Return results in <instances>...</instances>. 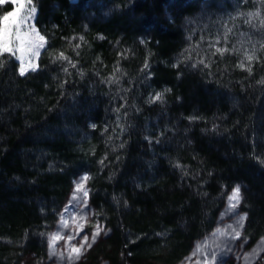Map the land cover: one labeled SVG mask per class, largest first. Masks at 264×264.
Listing matches in <instances>:
<instances>
[{
  "label": "trees",
  "instance_id": "trees-1",
  "mask_svg": "<svg viewBox=\"0 0 264 264\" xmlns=\"http://www.w3.org/2000/svg\"><path fill=\"white\" fill-rule=\"evenodd\" d=\"M250 1L32 0L38 69L0 55V264L44 263L82 174L110 232L93 261H181L237 186L264 237V27L249 60L211 48Z\"/></svg>",
  "mask_w": 264,
  "mask_h": 264
},
{
  "label": "rangeland",
  "instance_id": "rangeland-1",
  "mask_svg": "<svg viewBox=\"0 0 264 264\" xmlns=\"http://www.w3.org/2000/svg\"><path fill=\"white\" fill-rule=\"evenodd\" d=\"M21 3L24 7L14 19L22 22L18 25H10L11 38L9 39L6 36L5 40L8 42L11 51L2 54H10L14 58L19 67V74L21 65L25 67V74H27L34 72L31 71V68L38 69V60L45 49L47 40L35 27L36 12L31 11L35 7L32 0H8L5 4L0 5V18L7 12L19 7ZM213 20V18L209 19L207 14L203 12L188 20L187 25L200 24L205 28ZM233 20L235 24L233 27L230 26V38L223 41H214L211 48L217 54L231 53L249 60L256 42V40L252 42V37H256L255 31L264 27V0H251L247 3L246 10L232 16L231 23H233ZM17 27H19V35L23 37V43L16 39ZM40 37L44 38L42 42ZM233 37L237 40L230 42ZM229 46L230 48H228ZM217 49L222 51H217ZM85 176V174H82L74 179L72 191L59 212L55 224L47 234L48 251L42 264H111L103 257H98L95 261L91 259L95 250L107 242L110 232L103 226L89 204L87 179H83ZM77 183L83 185L80 191L76 190ZM85 192L88 193L87 196L84 195ZM230 195L231 193L224 201L210 233L193 241L189 254L175 264H264V237L253 243L244 235L245 215L241 210L240 203L234 209H230ZM241 217H243L242 221ZM238 222L242 224V227L238 225ZM98 227L100 233L93 240L92 234L97 231ZM235 231H239L240 235L233 238ZM69 236H73V239L68 240ZM84 236L88 237V241L85 242L86 246L79 254V258H70L69 253L72 246L79 248ZM53 237H55L54 240ZM214 252L217 253L216 260L212 259ZM28 261L31 262L30 259L26 258L25 262ZM151 264L158 263L152 262Z\"/></svg>",
  "mask_w": 264,
  "mask_h": 264
},
{
  "label": "snow or ice",
  "instance_id": "snow-or-ice-1",
  "mask_svg": "<svg viewBox=\"0 0 264 264\" xmlns=\"http://www.w3.org/2000/svg\"><path fill=\"white\" fill-rule=\"evenodd\" d=\"M6 2H8V0H0V5L5 4ZM24 7L23 3H21L19 5V7L15 8L13 11H9L7 12L2 18H0V54L5 53V52H10L11 49L9 48L8 42L5 40V37L8 36L9 39L11 38V28L10 25H18L19 23H21V20L18 19H14L17 17L19 11ZM31 11L33 13H35L37 11V9L35 7H33L31 9ZM16 39L20 40L21 43H23V37H21L19 35V27H17L16 29ZM43 37H40L41 42L43 41ZM217 51H222L220 49H217ZM59 59H66V57H64L63 53L60 54ZM249 59H251V57H249ZM202 63V62H201ZM193 67H196V65H192ZM242 66V65H241ZM147 67V65H146ZM205 67H207V65H205ZM35 68H31V71H35ZM65 72H67V68L64 69ZM250 71V69H249ZM26 72V69L23 65H21L20 68V75L24 76ZM162 98V94L161 93H157L155 96L152 97V101L155 100H159ZM93 127H95V125H93ZM123 146V145H121ZM84 180L87 179V177H83ZM82 183H77V187L76 190L80 191V189L82 188ZM85 196L88 195L87 192L84 193ZM75 199V197H74ZM240 187L237 186L236 188H234L232 190L231 195L229 196V204H230V209H234L236 207V205H238L240 203ZM234 201V203H233ZM243 220V217H241V221ZM238 225L242 227V224H240V222H238ZM231 227V226H230ZM100 233V229L99 227L97 228V231L93 232L92 234V239L94 240L96 238L97 235H99ZM223 235V233H221ZM240 233L239 231H235V236L233 238L239 237ZM53 240L55 239V237L52 238ZM73 236H69L68 240H72ZM88 241V237L84 236L83 241H81L80 243V247L77 248L75 246H72L71 251L69 253L70 258L72 259H78L79 258V254L82 252V249L86 246L85 242ZM90 246V245H87ZM50 247H51V242H50ZM75 254V255H72ZM212 259L216 260L217 259V253H213L212 254Z\"/></svg>",
  "mask_w": 264,
  "mask_h": 264
}]
</instances>
